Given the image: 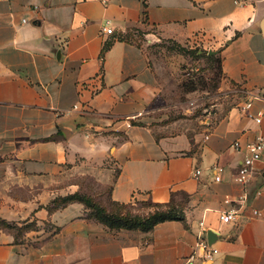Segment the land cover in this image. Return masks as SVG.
<instances>
[{"label": "crops", "instance_id": "0c3cea01", "mask_svg": "<svg viewBox=\"0 0 264 264\" xmlns=\"http://www.w3.org/2000/svg\"><path fill=\"white\" fill-rule=\"evenodd\" d=\"M263 22L264 0H0V264H264V152L240 185L232 148L264 138ZM162 44L216 56L229 98L156 118ZM74 194L184 220L111 229Z\"/></svg>", "mask_w": 264, "mask_h": 264}, {"label": "rangeland", "instance_id": "374dc122", "mask_svg": "<svg viewBox=\"0 0 264 264\" xmlns=\"http://www.w3.org/2000/svg\"><path fill=\"white\" fill-rule=\"evenodd\" d=\"M195 51L187 47L177 49L171 44L149 50L159 87L158 109L153 114L156 118L185 122L215 111L229 98L222 86L218 60L209 59L205 53L197 55ZM126 210L141 217L150 213L135 212L130 207Z\"/></svg>", "mask_w": 264, "mask_h": 264}, {"label": "trees", "instance_id": "16d2710c", "mask_svg": "<svg viewBox=\"0 0 264 264\" xmlns=\"http://www.w3.org/2000/svg\"><path fill=\"white\" fill-rule=\"evenodd\" d=\"M218 60L216 56H209ZM219 66V60H218ZM220 72V71H219ZM63 203L81 202L91 209V216L96 220L111 229H125V230H140L143 232L150 231L156 224L165 221H183V213L175 207H168L166 209H158L148 213L146 216L133 215L126 210L129 208L125 205L109 203L108 208H105L97 203H94L90 198L74 194L62 199ZM126 210V211H125ZM0 226L4 228L13 229L12 225L0 222Z\"/></svg>", "mask_w": 264, "mask_h": 264}, {"label": "built area", "instance_id": "2783aa9c", "mask_svg": "<svg viewBox=\"0 0 264 264\" xmlns=\"http://www.w3.org/2000/svg\"><path fill=\"white\" fill-rule=\"evenodd\" d=\"M103 33L110 35L112 34V30L105 28L103 29ZM196 41L194 39H190V41L187 44V47L192 48L195 46ZM254 97V96H253ZM262 103V109L261 111L257 114V116L254 118L255 123L260 124L261 118L264 116V89L261 97ZM250 107V102H246L245 105L243 106L242 110L247 111ZM73 110H79L78 106H74ZM232 148L236 151H241L243 152V158L240 164V167L238 169V172L236 176L234 177V181L240 185H245L247 182L250 180L251 175L254 171V166L256 163H258L261 159L262 153L264 152V138L261 136H258L253 143L247 144L244 148H241L238 143H234L232 145ZM216 173L217 175L215 176L214 181L219 182L220 180V174L222 172V169L220 167H216ZM200 173L199 170L194 172V176H198ZM244 200V197H240L237 202H242ZM226 204L230 203V200L226 198L224 200ZM235 218V212L232 210L226 211L225 213L221 214L219 219L221 223L227 224L233 221ZM199 249L202 250V257L206 260L209 261L213 255L217 253L216 249H212L205 241H200L198 244ZM192 259L190 257L189 261Z\"/></svg>", "mask_w": 264, "mask_h": 264}, {"label": "water", "instance_id": "95a60500", "mask_svg": "<svg viewBox=\"0 0 264 264\" xmlns=\"http://www.w3.org/2000/svg\"><path fill=\"white\" fill-rule=\"evenodd\" d=\"M262 30H264V22H263ZM209 54H213V53H209ZM263 178H264V174H263ZM206 237H207V241H208L209 243H212V242H213V240H214V235H213L212 232L207 231V232H206Z\"/></svg>", "mask_w": 264, "mask_h": 264}]
</instances>
